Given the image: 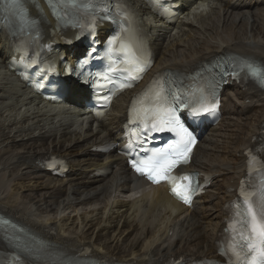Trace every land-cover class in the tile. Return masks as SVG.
<instances>
[{"label": "bare ground", "instance_id": "obj_1", "mask_svg": "<svg viewBox=\"0 0 264 264\" xmlns=\"http://www.w3.org/2000/svg\"><path fill=\"white\" fill-rule=\"evenodd\" d=\"M130 1L148 17L155 56L150 75L193 70L225 54L264 67V0H180L183 17L172 26L150 17L142 0ZM39 4L48 30L53 19ZM8 51L0 31L1 221L47 243L57 264H79L85 252L92 264L218 259L225 204L244 176L245 151L264 145V89L226 80L221 121L207 130L184 169L211 182L189 210L162 186L145 187L121 158L92 151L115 141L130 93L117 98L101 122H94L82 112L84 92L77 87L70 88L66 108L41 102L6 69ZM50 156L67 164L64 177L45 171L43 162ZM110 165L115 168L106 179L90 177ZM76 210L84 212L70 216ZM0 251H8L1 237Z\"/></svg>", "mask_w": 264, "mask_h": 264}, {"label": "snow or ice", "instance_id": "obj_2", "mask_svg": "<svg viewBox=\"0 0 264 264\" xmlns=\"http://www.w3.org/2000/svg\"><path fill=\"white\" fill-rule=\"evenodd\" d=\"M14 3L15 0H12ZM123 30V29H122ZM239 71L233 70L231 75L238 78L240 71H246V76L253 78L261 87H264V67L255 66L251 63H243L238 66ZM179 102V101H177ZM207 97H201L198 107L182 104V107H191L190 114H198L201 111L207 112L215 109V104L208 106ZM145 128L151 127L154 131H173L181 135V142L176 145H168L165 149L154 150L153 156L148 160L133 162L132 167L140 174L146 175L149 180L159 183L166 180L172 185L173 193L182 199L185 203L189 202V193L191 192L192 177L184 175L181 177H172L170 171L180 163L188 161V154L191 151L189 145L194 144L195 140L180 123L176 110L171 106L168 98L163 95V90L156 93V105L150 119L143 120ZM187 139H184V138ZM187 181L188 183H182ZM247 204L248 224L250 234L244 239L247 241V253L242 255L243 249L233 248L235 261L233 264H239L240 261L246 264H264V195L261 197L259 212H257L250 195L244 196Z\"/></svg>", "mask_w": 264, "mask_h": 264}, {"label": "rangeland", "instance_id": "obj_3", "mask_svg": "<svg viewBox=\"0 0 264 264\" xmlns=\"http://www.w3.org/2000/svg\"><path fill=\"white\" fill-rule=\"evenodd\" d=\"M125 198V197H124ZM99 207H101V206H99ZM84 212V210H76L75 212H72V213H70V216H72V217H74V216H79V214H81V213H83ZM128 230H130V229H128ZM127 230V231H128ZM126 231V232H127ZM125 232V233H126ZM131 234V233H130ZM130 234H128V235H130ZM126 237H128V236H126ZM126 237H124V236H122V239L124 240V239H126Z\"/></svg>", "mask_w": 264, "mask_h": 264}]
</instances>
